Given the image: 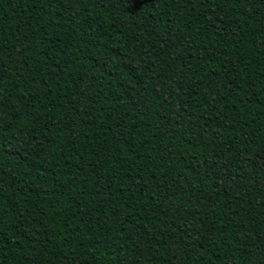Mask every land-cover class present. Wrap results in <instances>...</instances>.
Segmentation results:
<instances>
[{
	"label": "trees",
	"instance_id": "1",
	"mask_svg": "<svg viewBox=\"0 0 264 264\" xmlns=\"http://www.w3.org/2000/svg\"><path fill=\"white\" fill-rule=\"evenodd\" d=\"M0 264H264V0H0Z\"/></svg>",
	"mask_w": 264,
	"mask_h": 264
}]
</instances>
